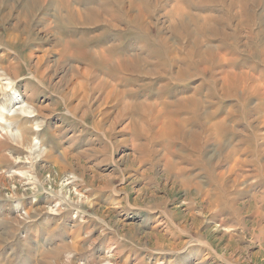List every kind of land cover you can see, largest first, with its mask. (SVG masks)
I'll use <instances>...</instances> for the list:
<instances>
[{
  "label": "rangeland",
  "instance_id": "obj_1",
  "mask_svg": "<svg viewBox=\"0 0 264 264\" xmlns=\"http://www.w3.org/2000/svg\"><path fill=\"white\" fill-rule=\"evenodd\" d=\"M1 114L0 264H264V0H0Z\"/></svg>",
  "mask_w": 264,
  "mask_h": 264
},
{
  "label": "bare ground",
  "instance_id": "obj_2",
  "mask_svg": "<svg viewBox=\"0 0 264 264\" xmlns=\"http://www.w3.org/2000/svg\"><path fill=\"white\" fill-rule=\"evenodd\" d=\"M239 4V3H238ZM75 13H77V12H75ZM85 18V17H84ZM89 20V19H88ZM102 23H105V22H102ZM207 22L206 21H204L202 24H203V27H204V25L206 24ZM201 27V26H200ZM202 28V27H201ZM130 61V60H129ZM128 62V61H127ZM126 63V62H125ZM17 110H14V111H12V116L13 115H15V114H17V113H19L20 115H30V114H33L34 112L32 111V108L29 106V105H27V104H23V105H21V106H19V107H17L16 108ZM0 120L1 121H3L2 122V124H4V125H7L6 124V120H5V117L1 114L0 115ZM11 127H7L6 126V128H2V130H4L5 131V133H7V134H11L12 133V130L10 129ZM14 131V130H13ZM19 131V130H18ZM35 131H36V129H35ZM16 134V138L17 139H21V137H22V135H20L19 134V132H16L15 133ZM6 135V134H5ZM12 138V137H11ZM24 140V139H23ZM23 142V141H22ZM34 145V144H33ZM32 146V145H31ZM38 148V147H37ZM30 149V148H29ZM198 264V263H197Z\"/></svg>",
  "mask_w": 264,
  "mask_h": 264
},
{
  "label": "crops",
  "instance_id": "obj_3",
  "mask_svg": "<svg viewBox=\"0 0 264 264\" xmlns=\"http://www.w3.org/2000/svg\"><path fill=\"white\" fill-rule=\"evenodd\" d=\"M39 252V251H38ZM40 253V252H39ZM46 254H48V251L47 252H45V255ZM27 256H28V259L30 260V255H29V253H28V255L27 254H25V256L23 257V260H24V258H27ZM41 256H43L42 255V252L40 253V255H39V257H41ZM48 256V255H47Z\"/></svg>",
  "mask_w": 264,
  "mask_h": 264
}]
</instances>
